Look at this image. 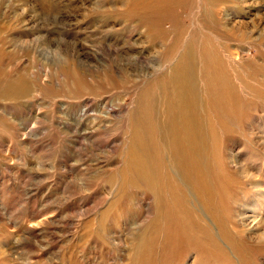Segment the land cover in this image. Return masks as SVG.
Returning <instances> with one entry per match:
<instances>
[{"label":"rangeland","instance_id":"rangeland-1","mask_svg":"<svg viewBox=\"0 0 264 264\" xmlns=\"http://www.w3.org/2000/svg\"><path fill=\"white\" fill-rule=\"evenodd\" d=\"M126 1L0 0V264H264V0L218 1V18L215 0H184L156 43L119 13ZM115 9L119 20L103 16ZM202 25L219 64L189 81L213 106L223 226L209 222L236 241L212 258L165 242L159 198L123 185L135 123L160 100L159 83H180L178 55L161 47L180 29L198 39Z\"/></svg>","mask_w":264,"mask_h":264},{"label":"bare ground","instance_id":"bare-ground-1","mask_svg":"<svg viewBox=\"0 0 264 264\" xmlns=\"http://www.w3.org/2000/svg\"><path fill=\"white\" fill-rule=\"evenodd\" d=\"M183 1L128 0L123 3L119 13L124 14L123 18L136 27H141L144 42L156 43L167 39L170 29L166 27L165 20L177 12ZM218 1L221 0L214 1L216 18L223 11L218 8ZM105 11V18L115 15V19H120L116 9L111 10L113 14ZM201 17L203 12L200 9L199 23ZM203 25L198 29V33H201L198 39L186 40L185 29H180L169 45L161 47V53L176 52L178 55L173 71L180 83H159L158 86H162L158 95H161L160 100L151 105L145 121L138 120L139 125L135 123V130L143 131L144 136L138 137L136 131H131L130 169L124 175L123 185L127 189L132 186L134 191L141 187L147 194L159 198V207L162 208L160 221L166 225V230L162 233L166 237L165 242L182 246L185 251L196 250L198 254L212 258L216 254L226 256L227 252L221 245L226 242L225 238L236 241L224 229V236L221 238L210 226L213 220L218 222L219 227L223 226L218 204L214 201V194L221 191L217 189L214 193V188L223 184V178L213 177L219 174L214 169L217 138H213L209 130L212 126L213 106L210 91L204 83H189L195 79L197 70L203 72L206 65L210 70H219L218 61L210 55V50L204 53V49L208 50L205 40L209 41ZM221 97L228 100L226 106L232 109L233 114H239V102L234 99L232 86L224 84ZM161 167L167 172V182L160 178L163 171ZM125 195H121L117 204H121L123 196L128 197V194ZM131 203L128 204L129 208L133 206ZM192 213L197 214L199 220H194ZM185 217L187 221L184 222ZM148 235L146 227L135 238L145 242ZM142 246L143 244L140 249ZM228 246L231 248L229 244Z\"/></svg>","mask_w":264,"mask_h":264}]
</instances>
